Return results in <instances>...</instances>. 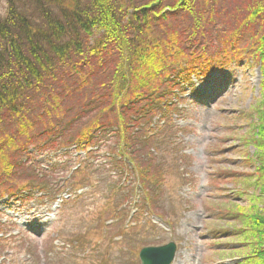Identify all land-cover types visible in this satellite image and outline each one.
I'll return each instance as SVG.
<instances>
[{"label": "rangeland", "instance_id": "1", "mask_svg": "<svg viewBox=\"0 0 264 264\" xmlns=\"http://www.w3.org/2000/svg\"><path fill=\"white\" fill-rule=\"evenodd\" d=\"M171 1L178 5L177 0H164L159 8H166ZM215 1L212 19L196 30L193 24L184 26L179 21L176 25L193 38L195 33L207 34L194 41L197 50L222 47L225 37L251 32L249 26L240 28V23L236 31L233 27L218 30L226 12L251 13L246 8L249 0ZM7 6V0H0V17H4ZM245 42L235 41L233 47L236 44L243 48ZM191 53L195 51L189 47L179 58ZM235 55L240 59L234 57L228 65L206 76L185 70L180 75L185 80L181 86L185 93L176 102L177 112L162 109L160 113V105L155 103L152 118L138 126L140 134L135 137L141 142H129L141 165L137 167L144 173L150 168L145 162L146 142H142L148 140L165 174L161 183L144 190L135 181L134 172L122 166L124 162L117 155L124 153H112L118 140L114 131L104 129L99 133L100 129L94 127L93 141L88 144L97 146L87 155L70 145L71 135L79 137L81 126L95 116L86 115L74 128L64 126L76 116L73 99L79 96V104L96 98L101 104L107 103L112 96L109 86L90 84L88 89L73 93L64 91L62 83L52 81V93L63 97L60 99L65 100L62 104L68 111L54 116L50 130L34 137L32 134L42 126L37 123L23 150L8 144L0 159V165L2 160L12 164L15 173L14 181L0 192V264H140L141 247L170 240L177 245L171 264H264L256 258V238L260 234L254 221L255 216L263 215L264 197L259 194L264 178L256 174L262 163L256 160L257 146L252 143L255 130L251 128L262 114L264 118L263 76L255 57L242 51ZM89 72V76L81 74L82 78L90 80L98 73ZM102 74L111 76L110 69ZM144 104L126 101L116 111L126 115L128 122H135L147 113L149 106ZM132 152L126 155L131 158ZM124 170L131 175L126 176ZM27 182V190H18ZM38 182L42 184L36 185ZM14 189L17 196L5 194ZM58 194L63 202L55 200ZM145 197L152 210L161 214L162 221L147 215L146 208H142L141 215L132 211L135 199L147 205ZM164 223L172 228L170 233L163 231Z\"/></svg>", "mask_w": 264, "mask_h": 264}, {"label": "trees", "instance_id": "2", "mask_svg": "<svg viewBox=\"0 0 264 264\" xmlns=\"http://www.w3.org/2000/svg\"><path fill=\"white\" fill-rule=\"evenodd\" d=\"M177 1L178 5L171 1L161 9L159 6L164 0H7L6 13L0 17V159L9 148L8 144L13 143L12 147L23 150L37 123L51 124L54 116L65 115L68 111V108L65 111V103L62 104L64 100L60 99L63 97L53 94V87H49L55 80L65 86L64 91L73 93L88 89L90 84L109 86L112 96L107 103L101 104L96 98L79 104V96L74 98L78 113L72 119L95 114L88 124L81 126L83 136L94 127L118 125V137L125 143L120 150L124 151L127 143L125 124L129 119L118 114L116 108L118 110L120 103L126 101L144 102L148 106L144 99L146 95L159 94L169 88L171 82L166 78L174 75L169 72L177 68L179 55L189 47L196 50L194 41L206 36L195 33L193 38L183 29H176V25L179 21L184 26L193 24L196 30L212 19L215 10V0L213 3L211 0ZM246 8L251 13L226 12L225 21L218 24V30L233 27L236 31L239 27L249 26V35L239 37L242 31L233 37H225L222 47L216 45L199 52L200 55L191 53L181 60L187 63L186 72H192L191 68L199 64L203 67L200 72L207 73L209 68L225 64L239 51L249 53L260 66L264 97V0H249ZM256 22L259 25H255ZM241 39H246V46L239 48L241 46L235 44L233 47L235 41ZM89 69L98 73L90 80L83 79L81 74H92ZM108 69L111 76L104 77L102 72ZM174 73L183 74L182 68ZM97 79L101 80L95 82ZM253 125L256 160L262 163L256 174L262 180L263 114ZM46 130L47 127L43 128L42 133ZM131 156L133 159V152ZM134 163L141 166L136 156ZM12 166L1 161L0 192L14 181ZM149 166L147 169L155 174L152 160H149ZM262 190L259 195L264 197V187ZM261 212L263 215L255 216L254 220L260 234L256 238L259 248L256 258L264 260V202Z\"/></svg>", "mask_w": 264, "mask_h": 264}, {"label": "water", "instance_id": "3", "mask_svg": "<svg viewBox=\"0 0 264 264\" xmlns=\"http://www.w3.org/2000/svg\"><path fill=\"white\" fill-rule=\"evenodd\" d=\"M172 244L163 247L144 248L140 252L142 264H169L173 257Z\"/></svg>", "mask_w": 264, "mask_h": 264}]
</instances>
